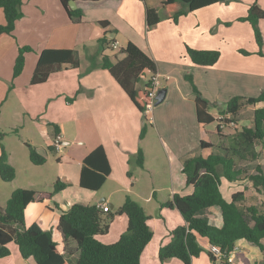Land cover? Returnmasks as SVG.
Masks as SVG:
<instances>
[{
  "label": "crops",
  "instance_id": "crops-1",
  "mask_svg": "<svg viewBox=\"0 0 264 264\" xmlns=\"http://www.w3.org/2000/svg\"><path fill=\"white\" fill-rule=\"evenodd\" d=\"M33 1L36 0H29L30 3ZM51 2L57 20L46 18L38 21L46 25V36L43 39L44 44L39 42L36 50H72L79 67L70 71L79 70L80 76H57L62 71L54 72L44 83L30 85L41 86L47 97L56 95L55 98L61 97L65 102L63 116L56 119L55 126L39 128L45 148L34 147L46 161L48 154H60L56 159L59 169V179L56 181L70 185L55 194L52 202L44 209L43 228L48 231L57 224L60 212L56 209V204L62 210H66L69 204L78 202L106 205L110 211H115L128 196L150 216L148 225L153 232L151 241L141 254L140 264H183L174 258L163 263L158 260V250L170 242V232L184 224L177 210L162 205L171 201L175 195L187 196L193 190L186 184L181 173V159L198 149L201 142L216 145V141H211L216 129L215 132L209 131L207 125H200L196 119L192 87L194 86L202 99L214 105L213 110L216 112L210 109L208 111L214 118L231 98H254L264 91V58L255 54L257 46L251 26L247 22L237 21L246 15L249 6L254 2L264 10V0L220 2L188 13L180 17L176 24L166 17L158 0H107L100 7H85L79 21L69 20L58 0ZM146 7L155 9L161 18L151 29L146 25ZM34 10L36 16L48 14L49 5L46 0H38ZM23 12V17L16 23L13 36L1 37L0 45L10 47L11 50L16 45L17 51L19 47H30L28 43L17 39V26L30 14L24 10ZM100 22L108 24L104 27ZM4 23V15L0 10V25ZM259 28L264 35V20L259 22ZM246 37L252 38L254 43L247 50L243 48V39ZM113 43L119 49L131 43L144 52L156 66L161 88L166 89L164 101L150 111L151 132L156 135L150 141V152L153 153L151 147H160L176 168L166 183L157 181V176L160 175L154 168L144 169V163L142 168L133 165L139 149L146 158L144 144L148 132H145L142 139L139 135L141 128L146 127L147 116L136 109L121 86L108 71L101 68L102 56L113 59L117 53L109 50ZM186 47L194 50H217L220 57L213 66H196L187 56ZM239 51L248 52L250 55L244 56ZM25 63L29 64V60H25ZM144 83L145 79L137 87H142ZM56 104L55 102L53 106ZM239 124L248 126L249 121L241 120ZM56 134L61 135L64 147L59 152L51 147ZM98 147L105 153L110 173L103 186L92 192L79 187V176L84 158ZM200 152L206 155L209 150ZM153 157L156 161L160 156L154 154ZM143 177H150L146 182L148 191L146 195H138L135 190L141 191L144 188ZM242 183L243 181H222L221 192L224 198L229 200L231 194L243 192L245 187L241 186ZM163 192L166 194L158 195ZM244 196L246 198L245 192ZM149 208L158 209L163 216L162 225L151 226L150 221L153 218ZM164 211L171 216L169 220ZM174 212L178 216H172ZM211 215L215 220L213 223ZM206 216L212 225H220L218 209L207 210ZM126 227L127 218L124 215L116 216L108 233L97 239L110 237V241H99L103 244L115 243ZM241 241L243 240L235 243L233 262L230 264H262L264 257L260 250L247 241L245 244ZM198 243L203 251L191 264H226L209 253V243L206 240L198 239ZM13 246V243L8 245L10 255L1 259L0 264H35L32 259L20 257L17 248ZM66 259L70 264H76L77 256H66Z\"/></svg>",
  "mask_w": 264,
  "mask_h": 264
},
{
  "label": "trees",
  "instance_id": "trees-1",
  "mask_svg": "<svg viewBox=\"0 0 264 264\" xmlns=\"http://www.w3.org/2000/svg\"><path fill=\"white\" fill-rule=\"evenodd\" d=\"M66 16L71 21H79L87 6L100 7L107 0H58ZM166 17L177 23L188 13L212 6L220 2L234 0H158ZM76 4V9L69 7ZM22 0H0V10L5 23L0 25V38L13 36L16 23L23 17ZM155 9L146 7V25L151 29L160 22ZM264 20V10L254 2L244 17L238 22H247L253 31L257 46L256 55L264 58V35L259 22ZM107 22H100L106 26ZM33 51L28 46L19 47L15 58L12 77L18 78L25 65V56ZM113 59L101 58V68L108 71L114 80L126 92L136 109L144 114L150 106L147 88L151 78L156 75L154 62L135 45L128 43L125 48L116 51ZM242 55L248 52L239 51ZM190 61L200 67L213 66L219 59L217 50H194L186 47ZM79 62L69 49H43L37 53V61L30 77V85L44 83L50 74L61 70L78 69ZM145 79L142 87L137 84ZM191 82V79L187 77ZM195 95L196 119L200 125H209L216 117L209 114L214 107L202 99L192 87ZM264 91L254 98H231L220 110L226 128L248 120V126L235 128L226 134L219 124L216 126V145L201 142L198 149L189 152L181 159V173L187 185L192 187L191 194L180 197L175 195L163 207L175 209L181 215L184 224L170 232V242L158 250L160 263L168 259H177L183 264H191L203 251L198 239L206 240L227 255L235 248V243L245 240L256 246L264 257V209L250 204L244 192L231 194L226 200L221 192L222 181L235 183L247 180L251 188L264 195V165L261 159L264 153ZM146 127L140 130V139L145 135ZM0 134V179L12 182L14 168L8 163V156L1 143ZM209 150L204 155L200 151ZM51 152V149H48ZM28 155L33 165L46 162L37 149L28 146ZM131 163V161H130ZM144 155L138 150L133 165L143 167ZM110 167L101 147L93 150L82 162L79 187L88 191H98L106 181ZM70 185L60 181L53 184L52 192L33 189H16L7 199L5 207L0 208V260L8 257V245L14 244L23 259H32L35 264H70L66 256H77L76 264H140V257L151 241V231L145 210L130 197H125L122 205L112 213L104 212L96 205L71 203L60 212L57 224L48 231L42 225V213L48 207L55 194ZM216 208L220 212V225H212L206 216L207 210ZM124 215L127 218L126 230L112 244H103L97 237L108 233L111 221ZM264 264V260H263Z\"/></svg>",
  "mask_w": 264,
  "mask_h": 264
},
{
  "label": "rangeland",
  "instance_id": "rangeland-1",
  "mask_svg": "<svg viewBox=\"0 0 264 264\" xmlns=\"http://www.w3.org/2000/svg\"><path fill=\"white\" fill-rule=\"evenodd\" d=\"M51 1L52 0H46V3L49 5L48 14H41L39 16L34 14V5L38 2V0L31 3L29 0H23L22 2L23 7H20L22 10L21 12L24 14V10L30 14H28L29 16H27V18H25L21 23H19L20 25L17 26V39L18 41L28 43L30 47H32L33 51L26 54L25 60H27V62L29 60V64L25 63L24 69L18 78L13 79L12 77L13 64L18 54L16 45L13 46L12 50L10 47L0 45V134H3L1 143L4 146L9 158L8 163L15 171V178L12 182H4L0 179V208L2 209L5 207L7 199L14 190L33 189L44 192H52L53 184L59 179V169L56 159L60 154L50 153L48 154L49 156L47 161L43 165L36 166L30 162L27 147L33 146L45 148L43 136L39 128L48 125L55 126L57 123L56 119L63 116L64 112L63 107L65 102L63 98L59 97V99H57L55 98L56 95L49 98L46 96V92L41 90L43 87H31L29 84L30 77L32 76L37 61L38 50L36 49L38 43L40 42L43 45V39L46 36V25H42L38 21L45 20L46 18H52L54 21L57 20L55 13H53L55 11L53 10ZM252 44H254L252 38L246 37L243 39L244 49H250ZM61 71H58L59 73L61 72V74L57 76H80L79 70H68L66 73L63 71L67 70ZM55 102L57 104L53 106ZM213 109L214 107H210L212 112H216V110ZM218 116L219 114L217 113L216 117ZM216 126L217 122H213L207 125V129L215 132ZM240 126L241 124L236 126L232 125L230 129L226 128L225 132L233 133V130L235 128L238 129ZM146 131L148 134L144 144L146 147L144 169L149 167L154 168L160 175L157 176L159 178L157 181L166 183L171 177V173L175 171V165L170 163L163 151H161L160 147L153 146L151 147L153 148V150L151 149L153 153L150 152V141H153V139L156 138V135L151 132V125L147 120ZM211 141L215 143L216 134L211 137ZM63 148L64 147H62V149ZM148 148L149 152H147ZM154 154L160 156L156 161H154ZM261 160V164L264 165V158L262 157ZM143 178L144 188H142L141 191L138 189L135 190L138 195L140 193L146 195L148 191L146 182L150 177ZM241 186L245 187L243 192H245L247 201L250 204L261 206L264 209V195L254 191L247 180H244ZM165 194L166 193L163 192L158 195ZM65 197L68 198V195H65ZM120 197H122V195ZM133 198L140 201L136 197ZM153 202L156 201L153 200ZM140 203L144 202L140 201ZM115 211L111 210L112 213ZM149 211L152 213L153 218L150 221L151 226L154 227L155 225H162L163 216L160 215L158 209L149 208ZM164 214H168L167 211H164ZM172 214V216H178L176 212ZM166 216H168V220L171 217L170 215ZM210 217L213 223L215 221L214 217L212 215ZM109 239L110 237L99 238L100 241H110ZM241 243L245 244L246 241L243 240Z\"/></svg>",
  "mask_w": 264,
  "mask_h": 264
},
{
  "label": "built area",
  "instance_id": "built-area-1",
  "mask_svg": "<svg viewBox=\"0 0 264 264\" xmlns=\"http://www.w3.org/2000/svg\"><path fill=\"white\" fill-rule=\"evenodd\" d=\"M110 51H117L119 50L118 46L116 43H113L110 45L109 47ZM159 88H161L160 86V79L157 76V74L155 76H153L151 78L150 84L147 88V94L150 100V106L148 107V109L146 110V112L144 113L147 116V121L151 124L152 123V118L150 116V111L152 110V108L154 107V103H155V99H156V95L157 92L159 90ZM224 117L223 116H218L216 117V121L217 124L220 125L221 128L225 129L226 126L222 123L223 122ZM234 125L231 124L230 127ZM236 126V125H234ZM51 147L55 152H59L63 145H62V137L60 134H56L53 139H52V143H51ZM101 210H103L104 212H107L109 210V208L106 205H99L98 206ZM208 251L209 253L216 258L217 260H219L220 262H225L226 264H230L233 262V257H232V251L231 253L225 255L223 254L220 249L216 246L210 245L208 246Z\"/></svg>",
  "mask_w": 264,
  "mask_h": 264
},
{
  "label": "water",
  "instance_id": "water-1",
  "mask_svg": "<svg viewBox=\"0 0 264 264\" xmlns=\"http://www.w3.org/2000/svg\"><path fill=\"white\" fill-rule=\"evenodd\" d=\"M69 7L72 10L76 9L74 2H69ZM165 96H166V89L165 88H159L157 95H156L154 106H158L159 104H161L164 101Z\"/></svg>",
  "mask_w": 264,
  "mask_h": 264
}]
</instances>
